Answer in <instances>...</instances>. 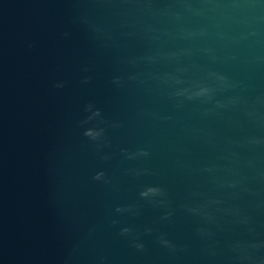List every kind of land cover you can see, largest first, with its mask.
I'll use <instances>...</instances> for the list:
<instances>
[{"label":"water","instance_id":"95a60500","mask_svg":"<svg viewBox=\"0 0 264 264\" xmlns=\"http://www.w3.org/2000/svg\"><path fill=\"white\" fill-rule=\"evenodd\" d=\"M232 206L264 239V0H0V264H231Z\"/></svg>","mask_w":264,"mask_h":264},{"label":"clouds","instance_id":"9594fccd","mask_svg":"<svg viewBox=\"0 0 264 264\" xmlns=\"http://www.w3.org/2000/svg\"><path fill=\"white\" fill-rule=\"evenodd\" d=\"M31 47V45L29 46ZM216 81V87H209L207 85H196V89H183L177 92L178 96H185L188 99H205L211 101L215 92L218 89H227L234 87L226 77L222 75L214 76ZM236 100H230L229 103H236ZM98 114V113H97ZM92 136L93 133H86ZM256 141H250L255 143ZM140 155L147 156L148 153L141 152ZM102 174L97 176L100 179ZM225 187L232 189V199L239 200L244 194L249 192L246 187L244 179L234 180ZM143 196L148 197H160L161 203H164L166 193L161 189L151 188L147 192L142 193ZM198 194L193 193L192 198L187 204L184 205V212L189 217H194L198 220V225L195 230V236L204 241L214 239L215 233L210 231L207 225L215 223L216 217L214 213L215 201L197 199ZM117 211H121L117 209ZM226 216L232 218V222L235 226V234L226 246L227 258L231 261V264H264V239L260 238L258 232V223L254 215L250 210H244L237 206H232L224 210ZM171 213L167 214L164 219H169ZM130 229L123 228L121 235H128ZM157 242L169 253L175 254L178 251L177 245L168 240L166 236L160 235L157 238ZM134 246L140 250H144V244L141 242H135Z\"/></svg>","mask_w":264,"mask_h":264}]
</instances>
